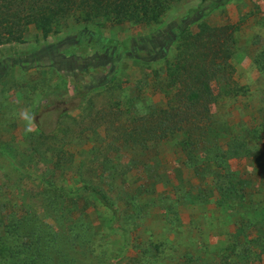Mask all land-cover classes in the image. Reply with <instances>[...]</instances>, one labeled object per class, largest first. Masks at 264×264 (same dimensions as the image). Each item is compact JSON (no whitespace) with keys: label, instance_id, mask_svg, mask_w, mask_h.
<instances>
[{"label":"rangeland","instance_id":"rangeland-1","mask_svg":"<svg viewBox=\"0 0 264 264\" xmlns=\"http://www.w3.org/2000/svg\"><path fill=\"white\" fill-rule=\"evenodd\" d=\"M203 1L209 5V0H175L158 21L146 24L69 20L47 38L32 25L25 43L0 47V203L31 207L28 212L68 230L79 213L63 217L60 210L47 208L50 200L60 202L57 194L45 193L46 182L67 187L66 196L79 199L80 206L85 192L79 189L91 185L116 200L122 213L123 224L115 226L110 212L92 200L88 208L87 201V221L93 226L88 242L73 249L76 264H264V68L256 64L258 59L264 67V0H230L211 11L190 26V38L170 47L167 61L151 44L145 51L137 50L122 60L116 80L108 86L100 83L110 66L94 47L72 40L84 29L119 42L160 37ZM189 47L196 49L195 57ZM227 51L232 56L226 62L222 56ZM180 52L186 53L185 71L203 62L209 65V74L222 78L210 83L218 101L212 104L213 124L207 122V128L215 131V139L196 155L205 180L201 182L182 149L186 130L165 139L149 136L144 146L137 144L140 137L130 138L143 120L185 104L179 95L175 98L183 82L172 86L168 81L167 65ZM155 56L162 60L150 63ZM89 90L90 96L75 108L76 97ZM211 113L200 119L206 122ZM28 117L33 118L31 124ZM38 123L51 135L43 136ZM145 162L152 171L150 179L144 178ZM239 177L245 178L236 184L239 192L227 193L225 200L223 189ZM130 181L135 187L156 188L167 216L179 211L182 223L173 230L163 222L160 210L130 218L113 189ZM195 215L201 217L199 223L193 222ZM158 236L166 243L160 254ZM234 245L238 254L231 251Z\"/></svg>","mask_w":264,"mask_h":264},{"label":"trees","instance_id":"trees-1","mask_svg":"<svg viewBox=\"0 0 264 264\" xmlns=\"http://www.w3.org/2000/svg\"><path fill=\"white\" fill-rule=\"evenodd\" d=\"M175 0H0V47L8 44L25 43L26 33L30 26L34 25L41 29L44 38H47L56 27H61L69 20H75L78 23L92 22L96 20H107L115 23L133 22L137 24H146L153 21H158L170 4ZM201 3L198 8L190 9L178 23L176 28H173L169 33L154 37L148 35L147 37L132 38L126 42H119L109 37H106L99 31L84 29L74 37V44L78 46L94 47L98 57L110 66L108 74L100 83L101 86H108L113 83L120 70L122 60L135 56V52L145 51L148 49L147 45L151 44L159 49L160 58L167 61V56L170 47L178 42L184 43L187 38H190V26L194 25L196 21L204 18L211 11H214L221 6L230 2V0H209V5ZM166 39L161 41L160 40ZM189 47L187 49H191ZM198 49V47H197ZM196 49L192 48L190 55L196 56ZM186 53H177V56L171 64H168L169 83L180 84L183 82L184 86L179 92H175V98L180 96V102L184 105H177L162 109V112L153 115L152 118L145 119L139 123V127L133 130L130 135L140 137L142 140L138 141L139 145L144 146V141L149 137L155 139H165L170 135H174L179 131L187 132L188 139L181 142L184 155L187 160H191L195 164L194 172L199 176V181H205L202 177L203 173L197 169L196 155L203 151L207 144H212L215 139V131L207 128V125L213 124L211 121L212 104L218 101V98L212 94L210 83L215 80L220 81L221 75L217 73L209 74L211 70L209 65L203 62L194 63L193 69L184 70L182 63L185 59ZM199 55V54H198ZM232 56L229 51L222 56L224 60ZM142 59V58H140ZM143 60V59H142ZM157 56L153 57L149 62H158ZM175 60V63H174ZM216 62V61H215ZM259 69L262 68V61L256 60ZM149 65V64H148ZM209 69V70H208ZM188 75V83L183 81V78ZM215 78V79H214ZM146 83V82H144ZM147 84V83H146ZM96 87H92L95 89ZM175 88H179L177 85ZM78 95L76 99L79 100L75 108H79L84 102L90 91ZM166 91V90H165ZM167 93L165 97L167 98ZM90 96V95H89ZM177 96V97H176ZM74 98V97H73ZM40 109V108H39ZM202 109V110H201ZM39 111V110H38ZM37 111V112H38ZM67 112L64 110L60 112V116ZM208 114V120L205 122L200 117ZM51 111L44 113L46 116L50 115ZM161 114V115H160ZM43 136H50L52 132H46L40 123L37 124ZM57 126V125H56ZM58 127H56V131ZM154 134V135H153ZM134 139V138H133ZM234 143L238 141V137L232 140ZM128 142V141H126ZM136 143V142H134ZM232 143V142H231ZM230 143V144H231ZM133 152L135 148L133 147ZM211 150V149H208ZM124 157V154L116 153V157ZM128 160L133 161V157L128 155ZM147 159H148V155ZM132 166L131 168H133ZM145 170V179H150L152 171L145 162L141 165ZM116 168L114 173H116ZM128 171H125V175ZM125 177V180L130 179V176L120 175ZM231 174L223 178V183L230 178ZM136 180H139L137 178ZM243 177H239L235 183L230 182L226 188L223 189L222 195L225 200H228V194L231 192H239L236 184H243L245 181ZM136 182H129L119 185L115 184L116 198L121 201V204L127 207L131 213L130 218H140L152 210H160L163 213L162 220L166 224L172 225L173 230L177 223H182L183 216L177 211L172 216H167V207L162 206L156 188L150 189L149 185L145 187H135ZM202 186V185H201ZM67 187L60 189L54 186L51 182H46L44 188L47 194H57V199L60 203L46 202V207L49 209L60 210L61 216L72 217L74 212H78L77 222L63 230L56 224H49L45 219L27 209L31 207L19 206L8 203H0V264H76V259L73 254L74 247L83 245L88 242L89 230L92 228V223L87 221L89 216L87 212L91 206V200L97 203L98 206L110 212L112 222L115 226L122 225V213L117 207L116 200L109 197V195L102 189L93 187L91 185H83L79 191L84 190V205L80 206L79 199H69L67 197ZM223 188V187H222ZM220 188V190L222 189ZM121 189V191H120ZM243 190H247L243 188ZM79 193V192H78ZM155 195L156 198L153 196ZM215 196V195H214ZM182 199V198H181ZM179 198L178 203L181 204ZM85 200V201H84ZM87 201L89 204L87 205ZM171 201L169 204L174 211V205ZM25 205V203H24ZM69 205V206H68ZM28 206V205H27ZM67 206L63 211L62 208ZM67 211L65 214L64 212ZM60 212L58 213L60 215ZM62 217V218H63ZM172 217V219H170ZM192 217L193 222L199 223L201 217ZM205 217V216H204ZM119 228V227H118ZM120 229V228H119ZM67 230V232H66ZM160 235V234H156ZM173 235V232L172 234ZM157 253H161L166 243L160 236L157 237ZM235 246V247H234ZM232 247V253L238 254L237 246ZM164 251V250H163ZM164 253V252H163ZM165 254V253H164ZM165 256V255H164Z\"/></svg>","mask_w":264,"mask_h":264},{"label":"clouds","instance_id":"clouds-1","mask_svg":"<svg viewBox=\"0 0 264 264\" xmlns=\"http://www.w3.org/2000/svg\"><path fill=\"white\" fill-rule=\"evenodd\" d=\"M27 119L29 120V124H31V121H32L33 118H32V117H28ZM31 130H32V129H31V126H29V127L27 128V131L30 132Z\"/></svg>","mask_w":264,"mask_h":264}]
</instances>
